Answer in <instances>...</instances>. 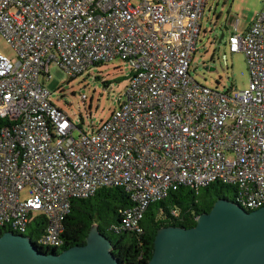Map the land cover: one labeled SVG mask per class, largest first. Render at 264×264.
<instances>
[{
    "label": "built area",
    "instance_id": "obj_1",
    "mask_svg": "<svg viewBox=\"0 0 264 264\" xmlns=\"http://www.w3.org/2000/svg\"><path fill=\"white\" fill-rule=\"evenodd\" d=\"M262 1L227 41L245 54L248 86L222 91L189 72L206 0H0V36L14 51H0V231L28 235L43 215L34 245L59 248L71 200L103 186L129 193L122 228L179 185L220 182L238 206H264ZM114 59L129 69L122 101L88 134L51 102L49 65L77 76Z\"/></svg>",
    "mask_w": 264,
    "mask_h": 264
},
{
    "label": "water",
    "instance_id": "obj_2",
    "mask_svg": "<svg viewBox=\"0 0 264 264\" xmlns=\"http://www.w3.org/2000/svg\"><path fill=\"white\" fill-rule=\"evenodd\" d=\"M111 249L96 224L84 244L58 253L41 251L28 235L0 234V264H120ZM146 264H264V206L246 210L219 197L193 227L159 228Z\"/></svg>",
    "mask_w": 264,
    "mask_h": 264
},
{
    "label": "rangeland",
    "instance_id": "obj_3",
    "mask_svg": "<svg viewBox=\"0 0 264 264\" xmlns=\"http://www.w3.org/2000/svg\"><path fill=\"white\" fill-rule=\"evenodd\" d=\"M262 6V0H206L197 48L189 69L190 75L198 83L222 91L230 87L241 90L248 86L250 74L244 52L230 53L228 50L229 28L239 18V26L244 29L253 21ZM222 33L223 37L218 42ZM0 51L14 59L13 49L2 36ZM128 71L124 61L114 59L92 66L88 71L71 79L61 67L51 63L48 70L50 77L43 85L50 92L51 102L66 112L75 125L81 126L89 134L92 131L91 125L106 121L122 101ZM82 95L86 98L82 99ZM74 135H78L77 130ZM22 196H27L26 190L22 192ZM225 196L233 199L234 191L229 188ZM36 246L43 248L45 244L37 242Z\"/></svg>",
    "mask_w": 264,
    "mask_h": 264
},
{
    "label": "trees",
    "instance_id": "obj_4",
    "mask_svg": "<svg viewBox=\"0 0 264 264\" xmlns=\"http://www.w3.org/2000/svg\"><path fill=\"white\" fill-rule=\"evenodd\" d=\"M99 65L102 64L96 66ZM74 77L71 76V79ZM103 83L106 84V81ZM80 121L83 123L81 117ZM4 124L5 120L0 118V126ZM77 127L81 129V126ZM229 188L234 191L232 186L220 182L199 187L179 185L170 189L165 197L148 205L137 228H122L121 211L133 206L129 193L122 187L103 186L88 197L71 200L70 211L62 222V245L59 248L38 249L58 253L84 244L91 226L96 224L99 232L110 240L111 251L120 264H146L152 256L154 236L159 228L193 227L198 215L208 212L217 198H228L225 193ZM46 224V217L40 215L28 226L27 234L34 244L43 235Z\"/></svg>",
    "mask_w": 264,
    "mask_h": 264
},
{
    "label": "crops",
    "instance_id": "obj_5",
    "mask_svg": "<svg viewBox=\"0 0 264 264\" xmlns=\"http://www.w3.org/2000/svg\"><path fill=\"white\" fill-rule=\"evenodd\" d=\"M205 6H206V4H205ZM205 6H204V9H203V13H202V15H201V19H202V16H203V14H204V11L206 10ZM201 19H200V22H201ZM232 23H233V22H232ZM250 23H251V22H250ZM250 23L247 24V25L244 27V29H241L240 26H239V30L244 31L246 28H248V26L250 25ZM239 24H240V23H239ZM200 25H201V23H200ZM229 30H230V32H231V30H232V24H231Z\"/></svg>",
    "mask_w": 264,
    "mask_h": 264
}]
</instances>
